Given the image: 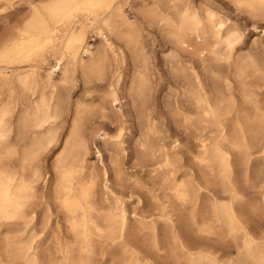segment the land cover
Returning <instances> with one entry per match:
<instances>
[{
	"label": "bare ground",
	"instance_id": "bare-ground-1",
	"mask_svg": "<svg viewBox=\"0 0 264 264\" xmlns=\"http://www.w3.org/2000/svg\"><path fill=\"white\" fill-rule=\"evenodd\" d=\"M160 1L153 0L138 13L147 27L157 22L171 44L168 64L181 88L172 104L183 116L185 133L194 140L191 146L201 168L198 179L175 178L178 157L171 152H179L180 143L177 147L158 143L160 128L150 97L153 63L146 49L145 24L126 17L127 0H52L44 13L35 9L24 28L0 43V223L7 224L0 264L49 263V255L36 252L42 238L33 244L10 237L26 231L33 237L44 234L53 206L64 216L75 244L61 250V264H88L95 254L94 237L117 250L103 264H158L160 241L172 264H264V227L252 229L243 209L247 205L249 210H259V201L247 202L235 184L237 166L247 183L254 179L264 185V52L255 49L235 58L233 50L243 36L237 24L217 17L210 7L198 9L192 0H163L166 11L161 10ZM229 1L251 17H264V0ZM79 12L87 13L80 19ZM90 33L102 37L97 47L89 44ZM48 49L53 64L42 74L48 60L39 55ZM126 50L137 61L129 86L135 95L132 108L138 121V155L141 160L149 157L154 167L160 154L165 167L161 171L169 175V190L184 224L176 226L168 217L162 238L154 222L146 226L139 221L138 227H131L122 201L109 197L113 190L108 188L106 169L99 174L95 165L87 163L91 137L106 142V132L100 130L112 121L117 109ZM58 72L56 81L53 76ZM78 72L84 84L92 78L107 81V92L97 102L71 99ZM249 76L255 79V88L245 90L238 103L234 81L243 82ZM209 80L223 84L222 88L211 86ZM61 137L62 148L47 177L44 155ZM123 150L116 145L109 152ZM259 154L261 160L253 157ZM255 161L261 163L253 165ZM158 169L154 167L152 173ZM102 180L104 191L98 192ZM261 198L264 203V191ZM145 229V241L150 240L156 258H149L142 242L133 237ZM201 234L234 241L236 259L229 247L220 250L215 244L200 245L195 237ZM77 243L83 256L73 255Z\"/></svg>",
	"mask_w": 264,
	"mask_h": 264
},
{
	"label": "rangeland",
	"instance_id": "rangeland-1",
	"mask_svg": "<svg viewBox=\"0 0 264 264\" xmlns=\"http://www.w3.org/2000/svg\"><path fill=\"white\" fill-rule=\"evenodd\" d=\"M51 1L52 0H0V43L10 35L16 34L19 29L24 28L28 22L27 19L30 20L36 10L44 13L45 7L48 6V3ZM152 2L153 0H127L123 10L129 20H137L144 22L145 24L146 21L141 18V15L138 12L142 6H150L152 5ZM191 2L193 5L195 4V6L200 10L210 7L218 14L217 17L228 18V22H233L238 25L243 33V36L241 41L236 44L233 50V54L235 53V58L244 57L248 53H252L255 49H259L260 52H264V17H251L250 15L238 9L229 0H192ZM160 6L162 11L167 10L166 4L163 0L160 1ZM86 13L87 12H79L78 16L81 14L79 18L81 19L82 15H86ZM90 34L91 35L89 36L88 41L91 38H94L90 43H93L92 45L97 47V45L103 41L102 37L97 33ZM144 35L147 38L146 49L150 52L151 61L153 63L152 72L154 73V82L150 97L156 107L157 121L160 128V132L157 136L159 139L158 143L160 145L168 144L166 145L168 147H177V143H180L178 146L182 145L180 146L181 150L179 152H171L174 156L178 157L176 158L177 160L174 164V176L178 180H186L188 178L190 179L191 177H195L197 180L201 168L196 161L197 152H195L194 147L192 148V146H194V140L189 134L185 133L188 130L185 129L186 124L184 123L183 116L174 108L172 104L175 94L179 92L181 88L175 80L176 73L170 69L168 64V58L171 54V44L168 43L167 39L163 36V32L159 30V25L157 22H154L151 27H147V24H145ZM253 41L254 43L256 42V44H254ZM50 55V49L42 52L41 55H39L43 57L45 56V58L48 60V63L41 71L42 74H44L53 64ZM136 62L137 61L133 55L128 50H126L124 52V63L122 66H120L122 76L120 85L117 87L119 95V102L116 106L117 109L114 110L115 114L112 118V121L107 122L101 127L100 130V133H103L104 131L106 132V142L102 138L95 137L96 135L91 137L87 163L92 166L95 165L94 167L98 170L99 174H102V170L106 169V179H108L107 185L111 191L113 190L112 194L109 193V197H117L122 201L124 209L126 208L125 212H127L126 216L130 221V226L134 228L138 227L139 221L144 222L146 226L154 222L158 235L160 238H162L167 229L165 219L168 217H172V219H174L176 226L183 227L184 224H182V218H180L181 213L177 210L176 201L171 195V190H169L172 185L169 175H167L168 173H163L165 170L161 171L165 168L163 167V162H161L162 157L160 154L157 157V165L154 167H158L159 172L155 174L152 173L154 167L152 166V162H150L149 157H145L144 160H141V157L137 152L139 134V132H137L138 121L132 108V96L135 97V95L134 90L130 89L129 86L130 77L136 71ZM156 74L157 76L155 77ZM59 76L60 72H58V74L56 73L53 78L58 81ZM254 80L255 79L253 77L249 76L243 79V82L234 81V95L238 100V103H240L242 100L241 94L245 92V90L249 91L250 89L255 88L256 81ZM76 81L75 87L70 90L72 100L85 99L86 101H89L93 99L95 102H97L98 97L101 94L107 92V81L105 79L98 80L96 78H92L90 81L84 84L82 77L78 72ZM231 81L233 82V79ZM209 82L210 85H214L213 87L215 88L220 87V85L222 88L223 84H220L218 81H215L214 84V81L212 80H209ZM89 83L91 84L89 85ZM66 127L68 126L66 125ZM120 128H123L121 132H119ZM65 133L66 129H64V135ZM187 135H189V137ZM187 137L188 139L186 140ZM62 142L63 138L61 137L58 145L44 155L45 167L48 172L47 177L49 174H51V162L55 155L61 150ZM116 145L117 147H120L121 145V149H125L123 150L124 152H109ZM188 147H191L190 149L192 152L188 151ZM97 150H100V152H97ZM253 157H259L261 160L260 154L253 155ZM254 163L253 165H257V163L261 162L255 161ZM117 168L118 171L116 170ZM239 169L240 167L237 168L236 166L235 184L242 190L247 202L259 201V210H249L247 205L243 207L247 213V221L250 227L256 231L261 227H264V203H262L261 198V192L264 191L262 190L264 189V185H261L259 182H255L253 178H251V180L253 179L252 181L247 183L240 175ZM116 171L118 172L117 175ZM123 175L125 178H123ZM133 180L135 181L133 182ZM97 189H99L97 190L98 192L104 191V180L99 182ZM55 209L56 206H53V213L49 219L50 223H48V230L44 234H36L33 237L29 231H26L20 236L10 237L11 241L22 240L31 242L33 244L42 238V246L40 249H37L36 252H39L41 255H43V252L45 255H49L50 261L48 264H61L63 262L62 256L60 254L61 250L75 247L72 238L73 236H71L67 230L68 223L66 222L62 213H56L55 211L57 209ZM6 226V223H0V254L2 256L5 253L4 247H6ZM36 230L39 232V226H36ZM141 232L142 233H139L138 235H136L135 233L137 232H135L133 235L134 239H136V241L139 240L142 242V249H144V253L146 252L150 254L148 256L149 258L151 256L156 258V251H154L150 240L146 239L145 241L144 236L148 235V229H145ZM201 235V237H195V241L200 245L208 246L210 244H215L220 247V250L230 248L233 250V260L236 259L234 253V241L227 242L224 240V238L214 235L210 236L206 234L207 237L205 234ZM93 241V252H95V254H93V257L91 258L92 260L90 259V264H100V262L103 264V262L108 259V256L112 252H117L115 247L111 248L109 245H104L101 242L102 240H98L96 237H94ZM159 247L162 249L157 253L160 256L159 259L156 260L158 261V264H172L173 261L169 257V252L161 241ZM73 255H77V257L83 256L78 243L77 250H73ZM151 259L154 260L153 258Z\"/></svg>",
	"mask_w": 264,
	"mask_h": 264
},
{
	"label": "built area",
	"instance_id": "built-area-1",
	"mask_svg": "<svg viewBox=\"0 0 264 264\" xmlns=\"http://www.w3.org/2000/svg\"><path fill=\"white\" fill-rule=\"evenodd\" d=\"M92 39H94V38H91V39H90L89 44H91L90 42L92 41ZM93 42H94V41H93ZM92 44H93V43H92Z\"/></svg>",
	"mask_w": 264,
	"mask_h": 264
}]
</instances>
